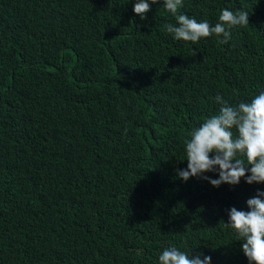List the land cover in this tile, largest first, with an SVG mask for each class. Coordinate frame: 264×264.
Here are the masks:
<instances>
[{
	"label": "trees",
	"instance_id": "obj_1",
	"mask_svg": "<svg viewBox=\"0 0 264 264\" xmlns=\"http://www.w3.org/2000/svg\"><path fill=\"white\" fill-rule=\"evenodd\" d=\"M135 2L0 0V264H159L171 246L249 264L225 223L264 183L178 170L217 94L264 91V0H183L198 22L247 11L228 44L178 41L163 0L143 20Z\"/></svg>",
	"mask_w": 264,
	"mask_h": 264
},
{
	"label": "clouds",
	"instance_id": "obj_2",
	"mask_svg": "<svg viewBox=\"0 0 264 264\" xmlns=\"http://www.w3.org/2000/svg\"><path fill=\"white\" fill-rule=\"evenodd\" d=\"M158 0H151L156 4ZM163 7L175 17V24L164 25V30L178 41L197 44L202 38L222 37L221 44L232 39L231 30L249 24L245 10L223 9L215 24L197 21L180 11L183 0H163ZM151 10L149 0H136L133 12L141 20ZM194 51V50H193ZM195 52V51H194ZM218 113L188 133L185 139L187 168L178 170L183 181L198 177L213 187L222 184L238 185L242 178L249 185L264 183V91L250 102L229 104L219 94ZM246 160V162H245ZM218 172V179L204 175ZM247 211L232 207L228 210L225 227L232 229L249 264H264V191L246 201ZM191 255L176 246L166 247L158 257L159 264H211L210 256Z\"/></svg>",
	"mask_w": 264,
	"mask_h": 264
}]
</instances>
